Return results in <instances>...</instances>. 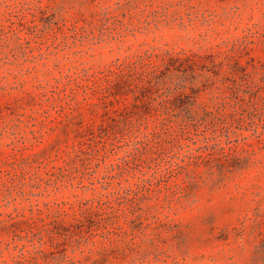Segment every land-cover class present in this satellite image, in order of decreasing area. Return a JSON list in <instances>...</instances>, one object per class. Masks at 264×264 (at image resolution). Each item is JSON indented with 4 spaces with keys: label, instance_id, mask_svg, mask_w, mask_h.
Returning a JSON list of instances; mask_svg holds the SVG:
<instances>
[{
    "label": "rangeland",
    "instance_id": "374dc122",
    "mask_svg": "<svg viewBox=\"0 0 264 264\" xmlns=\"http://www.w3.org/2000/svg\"><path fill=\"white\" fill-rule=\"evenodd\" d=\"M263 83L264 0H0V264H264Z\"/></svg>",
    "mask_w": 264,
    "mask_h": 264
},
{
    "label": "trees",
    "instance_id": "16d2710c",
    "mask_svg": "<svg viewBox=\"0 0 264 264\" xmlns=\"http://www.w3.org/2000/svg\"><path fill=\"white\" fill-rule=\"evenodd\" d=\"M244 73L243 75L245 76L247 72L245 70L242 71ZM241 92V91H238ZM177 94V97H187L190 98V96H187L186 91L184 90V87H179L175 91ZM251 100L249 102H255V100H259L260 102H264V83L257 85L252 92H250Z\"/></svg>",
    "mask_w": 264,
    "mask_h": 264
}]
</instances>
